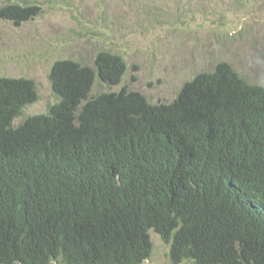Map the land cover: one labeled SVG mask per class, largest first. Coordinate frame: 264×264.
Wrapping results in <instances>:
<instances>
[{
	"label": "trees",
	"instance_id": "16d2710c",
	"mask_svg": "<svg viewBox=\"0 0 264 264\" xmlns=\"http://www.w3.org/2000/svg\"><path fill=\"white\" fill-rule=\"evenodd\" d=\"M38 9L0 0V20ZM126 71L58 60L57 102L16 126L37 86L0 77V264H142L151 231L174 264H264V86L219 63L171 103L91 95Z\"/></svg>",
	"mask_w": 264,
	"mask_h": 264
},
{
	"label": "rangeland",
	"instance_id": "374dc122",
	"mask_svg": "<svg viewBox=\"0 0 264 264\" xmlns=\"http://www.w3.org/2000/svg\"><path fill=\"white\" fill-rule=\"evenodd\" d=\"M1 1L39 8L20 26L0 20V77L32 79L39 95L14 126L57 102L49 80L56 61L93 67L102 50L120 55L127 71L119 85L96 83L91 95L125 88L151 104L171 103L186 82L219 63L264 86V0ZM150 236L152 253L142 264H174L170 245Z\"/></svg>",
	"mask_w": 264,
	"mask_h": 264
}]
</instances>
